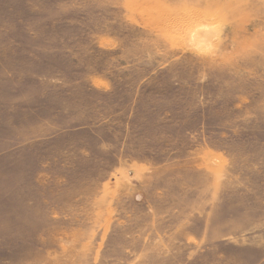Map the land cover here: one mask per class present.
Wrapping results in <instances>:
<instances>
[{"label":"rangeland","instance_id":"374dc122","mask_svg":"<svg viewBox=\"0 0 264 264\" xmlns=\"http://www.w3.org/2000/svg\"><path fill=\"white\" fill-rule=\"evenodd\" d=\"M0 264H264V0H0Z\"/></svg>","mask_w":264,"mask_h":264}]
</instances>
